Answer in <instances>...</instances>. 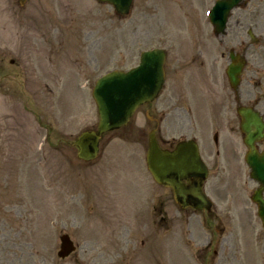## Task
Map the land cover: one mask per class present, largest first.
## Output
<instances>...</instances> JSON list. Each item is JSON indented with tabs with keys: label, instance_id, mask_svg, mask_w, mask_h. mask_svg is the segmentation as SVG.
I'll return each mask as SVG.
<instances>
[{
	"label": "rangeland",
	"instance_id": "374dc122",
	"mask_svg": "<svg viewBox=\"0 0 264 264\" xmlns=\"http://www.w3.org/2000/svg\"><path fill=\"white\" fill-rule=\"evenodd\" d=\"M214 1L134 0L128 16H117L94 0H59L58 11L64 12L67 4V20H62L51 17L55 14L49 9L33 14L30 6L37 0L27 7H20L18 0H0V74L11 67L10 59L19 61L13 75L5 73L13 82L0 81V264H182L177 206L171 191L156 186L145 167L152 129L164 147L189 138L197 142L209 169L204 192L218 209L226 208L224 193L240 201L255 189L243 161L245 149L234 153L213 144V125L223 124L227 133L225 119L217 120L221 110L212 111V106L231 95L225 68L233 48L231 31L238 29L235 11L225 35H213L206 11ZM44 5L50 8V3ZM53 27L67 31V40L59 36L60 46L49 45ZM23 31L30 32L28 38L16 39ZM182 38L190 47L197 38L203 44L199 61L191 50L178 53ZM159 45L167 48V76L153 106L163 111L149 113V119L147 106L141 107L128 125L102 137L95 161H79L72 142L82 131L97 127L91 96L96 79L135 66L141 51ZM48 47L50 55L45 54ZM60 47L63 53L55 54ZM181 58L184 67L191 65L192 73H199V88L195 81L184 86L189 72L180 65ZM19 74L24 77L23 94L16 84L23 78ZM195 94L207 102L194 103ZM192 106L199 109L194 114ZM147 190L153 199L151 212L155 207L157 213L154 200L167 193V215L173 223L169 220L166 239L159 214L143 227L145 212L135 208ZM229 210L239 213L237 206ZM61 234L76 246L64 260L56 256ZM257 247L252 254L244 249L236 260L224 253L226 258L216 259V264H264V233Z\"/></svg>",
	"mask_w": 264,
	"mask_h": 264
},
{
	"label": "flooded vegetation",
	"instance_id": "af4514ba",
	"mask_svg": "<svg viewBox=\"0 0 264 264\" xmlns=\"http://www.w3.org/2000/svg\"><path fill=\"white\" fill-rule=\"evenodd\" d=\"M234 15L233 22L238 29L231 31L233 48L230 52L239 56L243 63L239 84L234 90L228 86L231 95H227L225 102L216 104L213 109L221 110L217 120L225 119L227 127V133L224 134L222 124H215L214 133L217 138L219 137L223 148L238 153L239 147H243V136L239 130L242 120L236 113L237 108L239 106L252 108L259 113L264 122V0H243L231 12L229 19ZM167 98L164 97V102ZM150 110L154 113L163 111L158 106H151ZM256 147L259 153H264V138L257 142ZM222 200L226 206L224 210L218 209L214 200L215 207L212 205L211 210L178 209L177 215L180 216L179 222L182 223L179 235L182 264H194V260L196 264H200L199 260L202 264H216V259L226 258L224 253L234 258L240 254L247 232L255 228L252 219L254 207L249 198L239 201V198L229 193H224ZM151 202L150 192L146 191L144 198L136 204V209L150 213ZM230 206H237L239 213L230 211ZM159 212L162 214L163 232H166L168 229L166 192L159 198ZM199 226L204 231L202 237L199 235Z\"/></svg>",
	"mask_w": 264,
	"mask_h": 264
},
{
	"label": "water",
	"instance_id": "95a60500",
	"mask_svg": "<svg viewBox=\"0 0 264 264\" xmlns=\"http://www.w3.org/2000/svg\"><path fill=\"white\" fill-rule=\"evenodd\" d=\"M112 3L121 14L128 12L131 0H99ZM224 1L216 4L211 20L221 29L224 27L226 14L230 6ZM221 18V19H220ZM164 54L160 50H150L140 56L139 65L126 72H111L100 78L92 92L98 111V128L96 132H84L75 141L79 149L77 157L84 161L94 159L98 152V141L104 133L125 125L137 106L151 101L158 93L163 82ZM237 71H228L231 82L235 81ZM245 123L242 130L246 136L245 143L249 148L246 162L251 170V178L258 181L262 188L258 189L255 201L260 202L258 194L264 189V165L257 163L258 156L253 141L257 138L261 123L256 113L251 110L242 112ZM147 169L155 182L172 189L177 202L191 197L205 206L201 193L207 169L199 158L196 144L192 141L179 142L172 151L161 150L153 132L149 135L146 156ZM186 179L185 186L181 180ZM260 217L264 226V207L260 209ZM62 251L60 257L70 254L74 247L68 238H61Z\"/></svg>",
	"mask_w": 264,
	"mask_h": 264
},
{
	"label": "bare ground",
	"instance_id": "6f19581e",
	"mask_svg": "<svg viewBox=\"0 0 264 264\" xmlns=\"http://www.w3.org/2000/svg\"><path fill=\"white\" fill-rule=\"evenodd\" d=\"M202 49H203V45L200 44V46L198 47V49L195 52L199 54Z\"/></svg>",
	"mask_w": 264,
	"mask_h": 264
}]
</instances>
